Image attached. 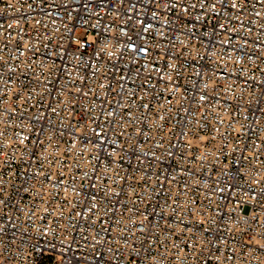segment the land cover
Masks as SVG:
<instances>
[{"label": "built area", "instance_id": "obj_1", "mask_svg": "<svg viewBox=\"0 0 264 264\" xmlns=\"http://www.w3.org/2000/svg\"><path fill=\"white\" fill-rule=\"evenodd\" d=\"M0 264H264V0H0Z\"/></svg>", "mask_w": 264, "mask_h": 264}]
</instances>
